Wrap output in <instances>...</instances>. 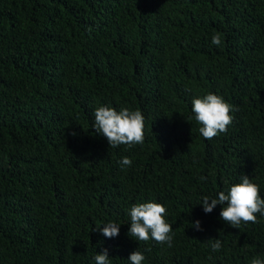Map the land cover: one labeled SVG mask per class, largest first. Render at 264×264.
<instances>
[{
    "label": "trees",
    "instance_id": "16d2710c",
    "mask_svg": "<svg viewBox=\"0 0 264 264\" xmlns=\"http://www.w3.org/2000/svg\"><path fill=\"white\" fill-rule=\"evenodd\" d=\"M209 93L234 109L211 140L192 111ZM101 106L140 110L144 143L110 147ZM244 175L264 198V0H0V264L264 260V215L238 229L201 204ZM144 202L167 208L171 248L128 234Z\"/></svg>",
    "mask_w": 264,
    "mask_h": 264
},
{
    "label": "clouds",
    "instance_id": "9594fccd",
    "mask_svg": "<svg viewBox=\"0 0 264 264\" xmlns=\"http://www.w3.org/2000/svg\"><path fill=\"white\" fill-rule=\"evenodd\" d=\"M212 43L220 46L222 43L221 34L212 37ZM233 106L216 94H206L201 98H194L192 111L195 114V121L201 125L199 133L207 140H211L221 133H226L233 123L231 115ZM94 128L96 133L104 136L110 147L116 148L120 145H142L145 141V118L140 110L131 111L123 108L119 112L115 108L101 106L94 112ZM120 164L122 167H130L132 160L124 157ZM206 179L201 177V180ZM240 183L230 187V190L220 191L214 198L204 196L202 205L205 213H211L218 205H225L220 217L223 221L234 228L240 225L257 223V213L264 215V198H261L259 185L253 183L247 175L242 176ZM167 208L156 202H144L134 204L130 209L129 235L138 241L147 242L150 239L159 244H167L172 247L173 226L168 223L166 217ZM195 228L201 231L200 221L195 222ZM96 230L107 238L119 236L120 224L106 223L103 228L97 226ZM213 251L222 248V241L215 239L211 243ZM95 264H110L108 250L95 255ZM129 260L131 264H142L145 260L144 253L139 250L131 253ZM251 264H264V260L254 257Z\"/></svg>",
    "mask_w": 264,
    "mask_h": 264
}]
</instances>
